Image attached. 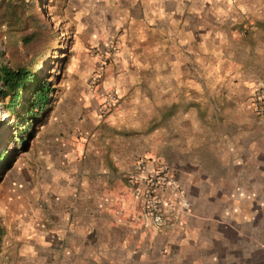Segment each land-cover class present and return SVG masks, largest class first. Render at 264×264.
Wrapping results in <instances>:
<instances>
[{
	"label": "crops",
	"instance_id": "1",
	"mask_svg": "<svg viewBox=\"0 0 264 264\" xmlns=\"http://www.w3.org/2000/svg\"><path fill=\"white\" fill-rule=\"evenodd\" d=\"M252 3L104 0L109 16L98 38L102 45L113 40L116 47L105 72L120 76L132 68L131 63L140 64L141 55L148 56L149 70L153 59L160 57L165 72L167 45L173 39L174 75L190 79L189 85L175 88L171 106L175 155L168 162L186 192L190 211L174 223L173 211L167 208L158 227H152L143 214L144 174L155 157L163 160L165 141L162 133L161 146L152 149L149 119L140 127L141 116L135 118L139 127L127 139L122 138L125 124L117 118L110 119L109 127L92 123L88 133L83 123L81 137L68 145L58 171L63 175V213L53 217L52 230L24 234L29 240L20 252L25 255L23 264H264V113L254 110L252 100L264 80H259V70L250 69L253 74L246 77L251 80L243 81L239 91L227 94L224 89L217 107L219 119V114L210 113L213 89L198 87L192 80L210 72L208 62L213 58L208 49L214 45L229 46L233 39L244 54L247 43L259 45L263 24L258 16L264 8ZM87 104L90 109L94 101L90 98ZM215 126H221L222 132L219 152L213 145ZM107 134L110 153L103 152L101 144ZM91 151L97 157L98 173L112 175V184L93 195L85 177ZM217 153H222L220 162ZM141 157L151 161L139 172ZM27 189L33 191V184ZM164 200L172 205L170 197Z\"/></svg>",
	"mask_w": 264,
	"mask_h": 264
},
{
	"label": "rangeland",
	"instance_id": "2",
	"mask_svg": "<svg viewBox=\"0 0 264 264\" xmlns=\"http://www.w3.org/2000/svg\"><path fill=\"white\" fill-rule=\"evenodd\" d=\"M35 1L37 14L33 12L32 19H26L22 27L12 30L8 27L4 11L20 5L26 11L34 0H0V64L7 67L29 66L45 50L51 54L54 48L61 50L53 52L54 56H48L46 67L43 68L53 88L49 108L33 126L24 144L17 146L1 161L0 264H23L25 255L20 252L29 240L23 238L24 234L29 236L36 230H52L55 225L53 217H61L63 175L58 171L63 168L61 163L68 145L81 137L83 123L88 133L92 123L109 127L110 119L117 118L118 123L125 124L122 138L127 139L133 128L144 127L149 119L152 149L161 146L162 133L165 141L162 146L163 160L158 161L155 157L156 161L154 159L147 171L160 166L172 171L168 163L175 155L174 111L171 106L176 96L175 88L190 84V79H179L174 75L173 39L167 45L171 53L167 52L166 55L165 72L161 71L163 63L160 57L153 59L149 70L150 61L145 55H141L145 61L131 63L132 68L122 71L120 76H110L105 72L111 66L116 47L113 40L108 41L111 44L106 40L105 45H102L98 38L99 30L109 16V4L106 7L104 0ZM253 1L252 4L264 8V0ZM101 7L106 9L105 13H102ZM24 15H28V12ZM258 17H261L263 24V37L259 45L247 43L246 54L238 50L241 46L235 45L233 39L229 46L214 45L208 49L213 58V61L208 62L210 72L192 79L198 87L213 89V94L209 96L213 97L214 112L210 113L219 114L217 119L221 117V110L217 111V107L224 89L226 93L239 91L243 81L251 80L246 77V74H253L250 69L259 70L262 77L259 80H264V12ZM43 29L45 32L40 31ZM51 57L55 59L53 63ZM134 65L142 67L134 68ZM232 67H239V70L232 71ZM241 74L242 77L239 76ZM255 87L257 89V83ZM259 88H264V85ZM90 98L94 105L87 109L89 104L85 106V101ZM163 103L166 105L164 109ZM163 114L165 117L161 119ZM135 118L141 125L135 124ZM13 123L14 119L3 112L0 103V151L12 148L11 140L15 133ZM212 130L214 151H220L221 126L212 127ZM102 141L103 152L110 153L109 134L104 135ZM91 152L86 159L85 177L87 190L93 195L101 187L108 188L112 184V175L98 173L97 157ZM221 155L217 153L219 162ZM141 161L143 168L139 167ZM148 161L151 160L139 158L137 170L144 171ZM128 180L134 181L132 177ZM32 184L33 191L28 190L27 187ZM58 224L60 226V222Z\"/></svg>",
	"mask_w": 264,
	"mask_h": 264
},
{
	"label": "trees",
	"instance_id": "3",
	"mask_svg": "<svg viewBox=\"0 0 264 264\" xmlns=\"http://www.w3.org/2000/svg\"><path fill=\"white\" fill-rule=\"evenodd\" d=\"M28 12V15H24ZM33 12L37 14L36 1L26 11L23 7L13 6L7 8L4 13L8 18V27L17 30L24 25L26 19H32ZM45 32V30H40ZM60 49H52V54L45 50L38 60L32 65L7 67L0 64V103L3 112L11 119H14L12 135V148L0 151L1 161L17 146H22L29 137L31 130L36 125L43 113L49 108L50 98L53 92L50 79L45 77L46 59L54 56ZM51 62L54 58L51 57ZM9 158V156H8Z\"/></svg>",
	"mask_w": 264,
	"mask_h": 264
},
{
	"label": "built area",
	"instance_id": "4",
	"mask_svg": "<svg viewBox=\"0 0 264 264\" xmlns=\"http://www.w3.org/2000/svg\"><path fill=\"white\" fill-rule=\"evenodd\" d=\"M254 110L264 113V88H259L253 95ZM141 161L139 167L143 168ZM165 197L172 199V205L168 207ZM143 214L152 227H158L163 223L167 208L172 210V220L177 223L178 216L190 211V204L183 188L173 178L166 167H159L147 171L144 177Z\"/></svg>",
	"mask_w": 264,
	"mask_h": 264
}]
</instances>
